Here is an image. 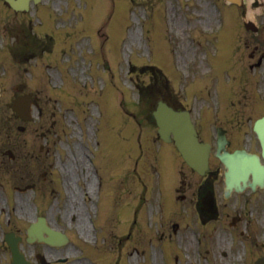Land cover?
Masks as SVG:
<instances>
[{"label": "rangeland", "instance_id": "1", "mask_svg": "<svg viewBox=\"0 0 264 264\" xmlns=\"http://www.w3.org/2000/svg\"><path fill=\"white\" fill-rule=\"evenodd\" d=\"M245 2L244 18L264 26V0ZM41 5L15 14L0 0V209L10 206L16 227L23 231L30 220L43 215L64 228L73 242L61 248L60 254L72 263L87 254L94 264H116V260L117 264H127L131 256L132 264H136L134 257L138 264H144L143 257L150 258L145 264H151L152 255L161 257L162 264H177L181 258L178 264H212L215 254H206L213 251L208 242L218 249L230 246L234 237L226 223L231 215L240 212L243 218L237 232L247 219L263 223L264 194H257L255 201L245 202L244 209L237 206L244 207L245 197H231L227 202L220 197L224 210L220 220L200 224L188 199L194 198L192 192L201 179L179 163L187 184L194 182L183 192L187 200L179 201L174 195L178 185L175 165L159 173L146 169L152 161L146 152L154 128L150 100H139L138 87L151 82L149 91L155 94L179 95L196 116L202 136L210 141L215 116L239 111L227 125L232 128L233 121L243 118L245 122L238 124H246L247 130L250 118L264 110V65L250 69L249 63L258 55L250 60L247 57L254 41L242 45L244 56L230 54L234 17L239 19L238 26L242 23L240 9L224 0H42ZM47 14L57 17L58 23L57 18L49 23ZM221 14L225 15L224 25L215 31ZM57 25L66 32L68 43L60 42L64 31ZM73 25L78 35L86 32V37L69 36ZM45 32L56 38L51 40ZM132 33L134 43L130 44ZM238 33L241 40L248 37L241 27ZM261 35L263 38L264 29ZM96 41L102 44V53ZM78 42L82 43L79 47ZM62 47L60 61L55 62ZM29 52L36 56L20 63ZM19 83H24L25 90L38 101L30 122H21L9 107ZM224 98L241 103L224 105ZM202 118H210L207 132ZM18 125L25 130L19 132ZM8 148L17 156L10 167L5 164L6 157L2 163V153ZM89 159L94 164L96 160L97 166ZM83 164H87V173L81 178L78 174ZM97 172L103 183L99 197ZM92 179L96 189L89 192ZM30 183L35 187L25 193L14 189L15 185ZM221 187L222 183L218 190ZM97 203L99 213L93 228L87 215H94ZM70 209L71 214L66 212ZM133 219L135 223L129 228ZM174 223L179 228L176 233ZM257 226V236L264 241V227ZM162 234L165 239L171 234L181 252L169 239L162 240ZM189 238L197 240L186 249L183 242ZM204 238L208 239L205 243ZM84 243L83 247L95 249L79 253ZM128 248L135 254L125 256ZM248 249L243 244L235 248L236 264H250ZM228 263L226 259L222 264Z\"/></svg>", "mask_w": 264, "mask_h": 264}, {"label": "water", "instance_id": "2", "mask_svg": "<svg viewBox=\"0 0 264 264\" xmlns=\"http://www.w3.org/2000/svg\"><path fill=\"white\" fill-rule=\"evenodd\" d=\"M10 1V0H8ZM26 4L27 0H22ZM11 2V1H10ZM11 4L17 7V4ZM23 104V98L15 102L14 109L18 114H21L20 108ZM28 107V104L25 105ZM164 114V115H163ZM25 117L24 114H21ZM156 118L160 122V134L164 132H172L176 145L186 162L192 167L202 172L205 165L206 154L200 144L194 138V131L188 122L186 113H175L166 109L163 105L159 107L158 112L155 113ZM163 115V116H162ZM167 117L169 120L167 121ZM258 135L262 141V155L264 158V117L256 122L255 125ZM169 130V131H168ZM167 132L163 136H167ZM228 171L226 172V188H239V181L247 180L249 174L255 181L264 179V167L259 163V160L254 155H248L244 152H235L230 155H223Z\"/></svg>", "mask_w": 264, "mask_h": 264}, {"label": "bare ground", "instance_id": "3", "mask_svg": "<svg viewBox=\"0 0 264 264\" xmlns=\"http://www.w3.org/2000/svg\"><path fill=\"white\" fill-rule=\"evenodd\" d=\"M133 37H134V34L132 33V34L130 35V41H129L130 44L133 43V42H132ZM153 264H158V259H157L156 257L153 258Z\"/></svg>", "mask_w": 264, "mask_h": 264}]
</instances>
